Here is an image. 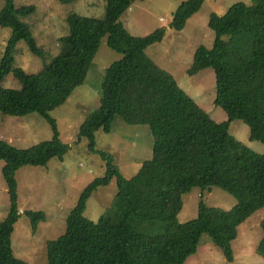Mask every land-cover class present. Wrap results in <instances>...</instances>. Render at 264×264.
<instances>
[{"label":"trees","instance_id":"16d2710c","mask_svg":"<svg viewBox=\"0 0 264 264\" xmlns=\"http://www.w3.org/2000/svg\"><path fill=\"white\" fill-rule=\"evenodd\" d=\"M134 2L107 0L102 18L69 12L67 35L60 38L69 51L36 73L17 65L15 57L22 41L31 53L40 54L30 29L19 20L34 13L35 6L6 0L0 9V27L12 30L0 56V81L12 73L21 83L20 88L0 85V113L12 117L36 113L52 132L51 139L25 149L0 139V161L5 162L1 174L10 195L9 211L0 221V264H33L14 255L12 234L21 215L29 218L35 231L45 213L20 212L16 172L24 166H46L53 158L64 160L69 146L59 138L50 114L85 82L107 37L112 50L123 58L108 68L102 106L81 124L78 135V143L87 139L89 151L103 157L106 175L83 189L68 215L65 233L46 240L47 263L185 264L205 235L222 249L226 262L203 264H241L234 261L232 244L242 223L264 207V153L244 146L229 129L231 122L241 120L249 128L250 140L264 145V0L236 1L223 15L211 14L213 47L197 48L187 70L190 75L207 68L215 71V105L228 115L223 123L213 120L170 71L147 55L148 47L163 41L165 29L147 36H133L126 29L121 17ZM204 2L182 1L170 28L183 29ZM117 116L129 125L148 126L154 138L151 159L131 178L124 176L112 154L96 149V132L110 133ZM113 180L118 189L112 205L97 222L87 219L88 200ZM213 186L234 196L236 205L224 210L201 199L196 218L180 223L183 194L199 187L203 197ZM260 228L255 251L264 258V219Z\"/></svg>","mask_w":264,"mask_h":264},{"label":"rangeland","instance_id":"374dc122","mask_svg":"<svg viewBox=\"0 0 264 264\" xmlns=\"http://www.w3.org/2000/svg\"><path fill=\"white\" fill-rule=\"evenodd\" d=\"M6 0H0V9ZM16 6L34 5L35 12L19 17L30 29L40 50L39 55L30 52L25 42H20L15 53L16 64L29 73H36L46 67L53 58L69 51L70 47L60 41L67 35L66 15L77 12L80 15L102 18L107 0H78L62 3L60 0H14ZM185 0H135L131 8L121 17L126 29L133 36H147L158 29H165L162 42L146 49L147 55L161 68L170 71L178 85L204 109L217 123L228 121L227 113L215 105L216 75L212 68L195 74H188L194 52L200 46L213 47L215 33L209 27L210 15H223L230 4L252 0H205L202 8L194 13L180 31L170 28L174 13ZM11 28L0 27V56H3L11 36ZM123 55L112 50L108 37L91 64L85 82L78 86L64 105L51 112L59 138L69 146L64 160H49L46 166H24L16 172L18 182V204L23 211H43L45 220L32 229L31 221L24 214L20 216L12 234L14 255L33 264H49L45 242L56 239L66 231L67 218L76 206L83 189L96 178L106 175V162L99 154L89 151L87 139L78 143L81 124L89 115L102 106L103 83L111 64L120 61ZM4 87L20 88L21 83L10 73L0 81ZM231 135L257 154L264 153V145L250 140L249 128L241 120L231 122ZM52 132L49 124L34 113L24 117H12L0 113V139L16 148L25 149L49 140ZM96 149L108 152L125 177H133L141 165L151 159L154 138L146 125H129L115 117L110 133L98 131L95 134ZM0 161V221L4 220L10 208V195L1 169ZM116 180L108 186L98 188L90 197L85 217L97 222L112 205L117 192ZM203 199L208 206L230 210L236 205L234 196L220 187L213 186L201 197L199 187L183 194V207L178 215L180 223H186L197 214V206ZM23 211H20L23 213ZM264 219V207L257 210L240 226L238 238L233 242L234 261L241 264H264V258L256 253V244L262 236L260 223ZM222 249L209 237L202 236L197 250L185 259V264L224 263Z\"/></svg>","mask_w":264,"mask_h":264},{"label":"crops","instance_id":"0c3cea01","mask_svg":"<svg viewBox=\"0 0 264 264\" xmlns=\"http://www.w3.org/2000/svg\"><path fill=\"white\" fill-rule=\"evenodd\" d=\"M20 211H23V210L20 209Z\"/></svg>","mask_w":264,"mask_h":264}]
</instances>
